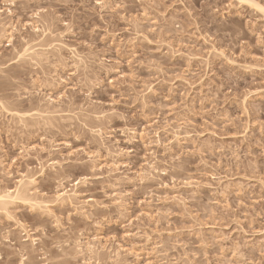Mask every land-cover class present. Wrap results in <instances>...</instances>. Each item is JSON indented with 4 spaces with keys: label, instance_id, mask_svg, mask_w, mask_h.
Returning a JSON list of instances; mask_svg holds the SVG:
<instances>
[{
    "label": "rangeland",
    "instance_id": "1",
    "mask_svg": "<svg viewBox=\"0 0 264 264\" xmlns=\"http://www.w3.org/2000/svg\"><path fill=\"white\" fill-rule=\"evenodd\" d=\"M21 181L0 264H264V12L0 0V192Z\"/></svg>",
    "mask_w": 264,
    "mask_h": 264
},
{
    "label": "bare ground",
    "instance_id": "2",
    "mask_svg": "<svg viewBox=\"0 0 264 264\" xmlns=\"http://www.w3.org/2000/svg\"><path fill=\"white\" fill-rule=\"evenodd\" d=\"M240 1H242V2H246V3H248L249 5H252L253 3H255V4H257V5H260V4H258L255 0H240ZM260 6H262V5H260ZM60 44V43H59ZM42 45H46V44H44V43H41V45H38L39 47H42ZM26 52H27V50H25ZM28 51H29V49H28ZM34 52V51H33ZM33 52H32V54H33ZM35 54V57H33L34 59L36 58V59H38V57L40 56L41 57V55H42V52H40V53H34ZM40 57H39V59H40ZM33 60V59H32ZM17 114H20L19 112H15V115H17ZM20 115H22V116H24L25 117V115L24 114H20ZM21 116V117H22ZM17 117H19V115L17 116ZM30 118H31V116H29ZM29 117H27V118H29ZM26 118V119H27ZM29 118V119H30ZM20 119H23V118H20ZM24 120H25V118H24ZM29 179H31V177L29 178ZM26 180V179H25ZM25 180H23V181H25ZM20 181V180H19ZM28 181V180H27ZM33 181V179L32 180H29V183H31ZM20 183V186H21V183H23L24 184V182H19ZM28 183V182H27ZM27 183H25L24 185H22L21 187V190H23V187L25 188V186H27V187H29V185H27ZM28 183V184H29ZM33 183V182H32ZM19 186V187H20ZM26 187V188H27ZM17 188H18V186H17ZM19 189V188H18ZM29 189V188H28ZM20 190V191H21ZM26 190V191H25ZM25 190H23V191H21V192H17V190L16 191H14V192H16V194H13V193H11L10 191H1L0 192V212L2 211H5L6 210V208H7V206H9V205H11L10 203L14 200V202H15V200L16 201H18V200H21V202L20 203H22V201H26V203L28 202V200H30L29 199V197L31 196V194H30V196H29V192L27 191V189H25ZM69 191H71V190H69ZM73 191V190H72ZM13 192V191H12ZM27 193V194H26ZM59 194V193H58ZM76 194V193H75ZM74 194H69L67 191L66 192H62V193H60L59 195H57L58 197L57 198H60V200L61 199H64V201L66 200V198L67 199H69V197L70 196H73ZM32 197V196H31ZM75 197V196H74ZM71 198V197H70ZM32 201H34L33 199H31ZM30 200V201H31ZM61 201H63V200H61ZM67 201V200H66ZM14 202H12V203H14ZM29 203H31V202H28V204ZM32 203H34V202H32ZM31 203V204H32ZM25 204V203H24ZM10 207V206H9ZM6 212V211H5ZM4 212V213H5ZM6 214V213H5ZM89 246V245H88ZM91 246V245H90ZM88 248V247H87ZM86 248V249H87ZM90 249V248H89Z\"/></svg>",
    "mask_w": 264,
    "mask_h": 264
},
{
    "label": "snow or ice",
    "instance_id": "3",
    "mask_svg": "<svg viewBox=\"0 0 264 264\" xmlns=\"http://www.w3.org/2000/svg\"><path fill=\"white\" fill-rule=\"evenodd\" d=\"M251 6L254 7V8H258L259 11H261V12H264V6H260V5H257L255 3H253Z\"/></svg>",
    "mask_w": 264,
    "mask_h": 264
}]
</instances>
